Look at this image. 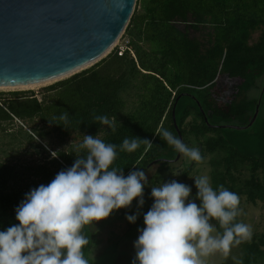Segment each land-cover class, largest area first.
Listing matches in <instances>:
<instances>
[{
    "label": "trees",
    "instance_id": "16d2710c",
    "mask_svg": "<svg viewBox=\"0 0 264 264\" xmlns=\"http://www.w3.org/2000/svg\"><path fill=\"white\" fill-rule=\"evenodd\" d=\"M262 75L264 0H136L121 43L101 60L43 87L40 98L31 90L8 96L0 91V129L11 136L10 144L20 137L32 143L39 157L23 166L0 159V230L18 224L14 209L25 193L48 184L73 164L72 145L56 149L58 156L51 157L53 150L45 140L50 135L60 141L70 134L98 135L116 145L134 136L152 141L146 153L141 145L131 154L119 152L114 162L125 176L143 169L149 181L142 208L137 209L134 199L131 207L119 209L125 230L135 227L150 209L152 186L176 180L191 187L202 171L214 190L222 185L237 193L240 209L245 203L264 211V97L240 98ZM256 105L257 115L247 125ZM64 112L68 128L51 123ZM95 115L115 119L116 133L93 122ZM14 118L25 127L29 124V130L22 125L15 133L6 130L4 124ZM238 118L245 119L235 121ZM161 127L177 138L178 130L183 143L200 150L203 161L181 154L174 160L175 149L157 135ZM35 138L43 144H33ZM195 202L199 205L198 199ZM137 211L136 222L129 223L125 214ZM236 220L243 222L240 215ZM211 222L216 233H222L216 221ZM83 232L89 237L86 226ZM252 233L250 242L236 246L235 264H264V228ZM89 247L90 239L84 253Z\"/></svg>",
    "mask_w": 264,
    "mask_h": 264
},
{
    "label": "clouds",
    "instance_id": "9594fccd",
    "mask_svg": "<svg viewBox=\"0 0 264 264\" xmlns=\"http://www.w3.org/2000/svg\"><path fill=\"white\" fill-rule=\"evenodd\" d=\"M93 122L106 126V132L117 131L116 120L107 115H95ZM51 123L68 128V113L53 117ZM157 135L188 160L203 161L197 147L187 146L168 129L159 128ZM141 145L146 153L152 141L134 136L116 145L98 135H83L81 142L72 144L73 164L48 184L25 193L14 209L18 224L0 230V264H89L85 226L131 207L134 199L137 209L145 203L144 187L149 183L145 171L137 167L125 176L114 163L119 152L131 154ZM57 156L51 152L52 158ZM194 178L199 205L184 183L171 180L152 186L153 203L143 215L144 227L137 229L131 264H205L210 255L227 256L233 247L251 241V227L236 220L241 214L238 194L222 185L214 190L208 176ZM138 215L139 211L126 213L125 219L135 223ZM213 220L222 233L212 235Z\"/></svg>",
    "mask_w": 264,
    "mask_h": 264
},
{
    "label": "water",
    "instance_id": "95a60500",
    "mask_svg": "<svg viewBox=\"0 0 264 264\" xmlns=\"http://www.w3.org/2000/svg\"><path fill=\"white\" fill-rule=\"evenodd\" d=\"M135 3L0 0V86L56 82L87 68L77 70L89 62H98L121 38ZM257 112L258 105L247 125ZM172 118L177 129L173 110ZM177 134L181 139L178 130ZM178 157L177 152L174 160Z\"/></svg>",
    "mask_w": 264,
    "mask_h": 264
},
{
    "label": "rangeland",
    "instance_id": "374dc122",
    "mask_svg": "<svg viewBox=\"0 0 264 264\" xmlns=\"http://www.w3.org/2000/svg\"><path fill=\"white\" fill-rule=\"evenodd\" d=\"M255 36L256 34H254V37ZM118 43H121V38L118 40L117 44ZM51 83L53 82L35 86L33 88L0 89V91L4 92L6 96H8V92L31 90L35 93L38 98H40L42 88ZM261 93H263L264 97V75L257 78L255 80L254 86L246 92L242 93L240 98H257L260 96ZM244 119L245 118H238L235 121H244ZM24 124L29 127V124ZM34 124H37L38 127L42 126L43 128H48L47 126L42 125L38 121H34ZM20 125H22L23 130H29L27 127L23 126V124H21V122L16 118H14L11 123H7L6 125L4 124L6 130L8 129V131L10 130L9 132L14 133ZM5 132L7 131L3 132L0 129L1 160L8 158L11 162H16L20 166L31 165L39 160L37 154L34 153L32 143H30L23 137H20L18 142L10 144L9 138L11 136L6 135ZM82 138L83 137L80 134H70L66 136L63 141H60L55 135H50L49 137H46L45 140L50 142V149L55 151L56 149H68V147L72 144L80 142ZM45 140H43L44 143H46ZM32 142L33 144H35L36 142H40L41 144H43L38 138H35ZM3 150H5V153H8L7 156L5 155ZM200 176L207 175L204 171H202L198 172L196 175V177ZM191 190L192 191L190 198H192L195 202V193L197 189L194 185V179H192ZM259 206L260 205L253 206L245 203H243L242 205L240 214L241 220L243 221V223L248 224L251 227L252 232L256 229L262 230L264 228V211ZM126 224L127 223H125V220L120 217V210H116L112 212L109 217L100 221H94L92 227L86 226L87 233L90 239V247L85 252V257L89 260V264H131V261L135 256L133 242L137 239L139 235L137 229H142L144 227V223L142 220L130 230H125ZM216 234V232L212 233V235ZM236 257L237 248L235 246L230 250L227 256L220 252L210 255L206 258L205 264H222L223 261H225L226 264H235L237 259Z\"/></svg>",
    "mask_w": 264,
    "mask_h": 264
},
{
    "label": "bare ground",
    "instance_id": "6f19581e",
    "mask_svg": "<svg viewBox=\"0 0 264 264\" xmlns=\"http://www.w3.org/2000/svg\"><path fill=\"white\" fill-rule=\"evenodd\" d=\"M92 64V62H89L88 64L84 65L83 67L77 69V70H81L82 68L88 67ZM76 71V70H75ZM55 79L52 80H47V81H43V82H36V83H31V84H24V85H17V86H0V89H27V88H33L35 86H39L42 84H46L49 82H53Z\"/></svg>",
    "mask_w": 264,
    "mask_h": 264
},
{
    "label": "built area",
    "instance_id": "2783aa9c",
    "mask_svg": "<svg viewBox=\"0 0 264 264\" xmlns=\"http://www.w3.org/2000/svg\"><path fill=\"white\" fill-rule=\"evenodd\" d=\"M117 45H119V43ZM120 49H122V46L121 45H120Z\"/></svg>",
    "mask_w": 264,
    "mask_h": 264
}]
</instances>
